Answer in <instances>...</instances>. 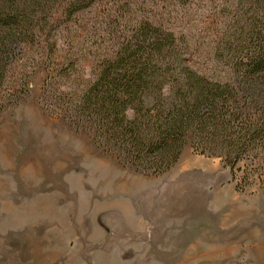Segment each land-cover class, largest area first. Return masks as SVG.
Here are the masks:
<instances>
[{
  "label": "rangeland",
  "instance_id": "374dc122",
  "mask_svg": "<svg viewBox=\"0 0 264 264\" xmlns=\"http://www.w3.org/2000/svg\"><path fill=\"white\" fill-rule=\"evenodd\" d=\"M225 14L219 0H94L59 43L94 50L147 17L183 29L191 63L211 67ZM40 57L27 51L29 92L0 112V264H264V230L248 232L264 218L258 184L237 188L220 157L189 145L160 176L120 166L46 113Z\"/></svg>",
  "mask_w": 264,
  "mask_h": 264
},
{
  "label": "trees",
  "instance_id": "16d2710c",
  "mask_svg": "<svg viewBox=\"0 0 264 264\" xmlns=\"http://www.w3.org/2000/svg\"><path fill=\"white\" fill-rule=\"evenodd\" d=\"M219 1L226 19L216 65L201 68L188 57L187 33L154 19H135L94 50L63 49L61 32L76 27L73 18L94 0H0V112L28 94L25 56L38 46L46 113L120 166L160 176L189 145L220 157L237 188L264 190V0Z\"/></svg>",
  "mask_w": 264,
  "mask_h": 264
},
{
  "label": "bare ground",
  "instance_id": "6f19581e",
  "mask_svg": "<svg viewBox=\"0 0 264 264\" xmlns=\"http://www.w3.org/2000/svg\"><path fill=\"white\" fill-rule=\"evenodd\" d=\"M236 211V210H235ZM239 211V210H238ZM254 211V210H253ZM249 212V210L248 211H246V214ZM255 213H256V211H255ZM240 214H242L241 212H240ZM236 215H237V213H236ZM263 215V214H262ZM263 217H264V215H263ZM236 218V217H235ZM247 218H248V216H247ZM262 218V217H261ZM225 219V218H224ZM264 218H263V221H262V224H259L258 223V225L252 230L251 229V231H248L250 234H252V235H256V233H262V231L264 230ZM263 234V233H262ZM260 236V235H259ZM264 254V251H256L255 252V255L257 256V257H261L262 255Z\"/></svg>",
  "mask_w": 264,
  "mask_h": 264
}]
</instances>
